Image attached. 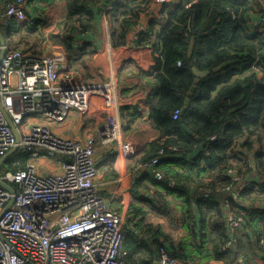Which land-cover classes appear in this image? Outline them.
<instances>
[{
  "label": "trees",
  "instance_id": "trees-1",
  "mask_svg": "<svg viewBox=\"0 0 264 264\" xmlns=\"http://www.w3.org/2000/svg\"><path fill=\"white\" fill-rule=\"evenodd\" d=\"M14 1L0 0V15ZM42 1L29 0L27 20L24 23L13 21L4 29L9 44L15 48L30 46L33 55L38 57L44 55L42 49L46 41L38 33V22L30 20L28 13L32 9L33 13L43 15L56 0ZM66 1L67 22L53 42L63 46L67 58L75 62L78 51L70 43L76 44L79 36L93 28L95 12L82 6V0ZM129 4L132 10L122 14L123 21L137 18L151 0H125L115 11ZM263 4L264 0H176L164 13V23L156 33L161 53L151 75L158 94L150 105L153 126L166 135V139L150 144L136 165L149 163L160 150L165 152L156 166L163 173L162 179H157L153 170H147L153 188L147 186L145 200L152 212L166 216L172 223L175 217L182 218L184 234L177 240L175 236H167L160 224H145L138 215L143 211L134 208L125 235L126 264H151L160 258V248L194 264H209L212 259L227 262L234 254H248L251 238L264 233V76L259 79L250 70L256 60L264 64V29H251V21L264 12ZM81 64L86 66V62ZM194 68L210 71L211 75L198 79ZM218 68L224 71L219 77L215 75ZM241 73L243 77H238ZM148 86L152 87V83ZM194 86L197 90L186 106ZM214 91L217 92L213 97ZM176 110H181V114L173 120L172 112ZM186 129L193 133L189 134ZM199 140L206 142L201 153L197 152ZM194 152L198 155L194 156ZM251 152L255 168L249 163ZM14 158L21 160L19 168L25 167L26 155L21 153ZM184 166L181 174L178 171ZM229 170H236L240 181L248 185L242 195L249 208H240L245 215L243 227L237 234V249L234 244L227 247L232 238L224 225L227 203L233 209L238 206L231 192L225 191L234 183ZM187 181L193 183L194 202H190ZM159 186L167 193H160ZM172 194L178 199L174 204L167 200ZM252 206L254 210L250 213ZM132 227L140 234H134Z\"/></svg>",
  "mask_w": 264,
  "mask_h": 264
},
{
  "label": "built area",
  "instance_id": "built-area-1",
  "mask_svg": "<svg viewBox=\"0 0 264 264\" xmlns=\"http://www.w3.org/2000/svg\"><path fill=\"white\" fill-rule=\"evenodd\" d=\"M28 1L7 5L0 15V32L4 34L13 21L27 20ZM124 3L115 0L108 10L114 12ZM251 29H264V12L257 21H251ZM9 41L5 38V45L0 42V264H126L125 219L109 208L96 185V147L110 146L123 131L110 92L102 91L99 85L76 82L65 52L38 57L30 46L15 48ZM259 63L256 60L250 70L261 79L264 64ZM101 104L108 111V121L97 138H64L40 123L24 129L32 117L64 124L76 111L89 119ZM180 114L181 110L172 112V119L177 120ZM21 153L27 156L22 169L21 160L14 158ZM164 153L160 150L155 159L140 167L153 170L155 177L162 179L163 173L156 166ZM135 154L133 143H123L118 149L122 159ZM59 158L61 173L38 172V160ZM4 165L7 169L1 170ZM228 175L234 183L225 191L233 193L232 200L238 206L233 209L227 203L224 225L232 238L227 247L234 244L237 249V234L245 215L240 208H249L242 195L248 185L240 181L236 170H229ZM251 242L258 257L237 253L230 263L213 259L209 264H264V233L252 237ZM159 252L157 264H194L171 256L165 248Z\"/></svg>",
  "mask_w": 264,
  "mask_h": 264
},
{
  "label": "crops",
  "instance_id": "crops-1",
  "mask_svg": "<svg viewBox=\"0 0 264 264\" xmlns=\"http://www.w3.org/2000/svg\"><path fill=\"white\" fill-rule=\"evenodd\" d=\"M96 1L82 0V6L95 12V19L91 24L93 28L79 36L76 44L70 43L78 51V55L74 58L75 62L68 60L70 71L76 82L82 85H99L102 91L110 92L113 108L119 111L123 125L119 140L110 146L104 147L99 144L96 147L95 161L99 171L96 180L97 189L109 208L124 217L127 232L134 208H136L143 211L138 215L142 217L145 224L149 223L154 226L160 224L167 236H175L177 240L182 235L177 237L174 225L168 221L166 216L152 212L150 204L146 203L147 186H150L151 182L147 175L148 171L136 165L137 161L146 154L150 144L162 143L166 139V135L156 129L151 120L150 101L158 94V88L151 75L153 76L155 61L161 53V45L156 38V33L164 23V13L168 12L176 0H151L149 7L139 12L137 18L130 22L123 21L122 14L132 10L131 4L110 12L108 9L115 0H99L95 4ZM42 2L46 3L47 0ZM28 16L30 20L38 22V33L46 41L42 49L43 54L65 52L64 47L54 43L53 40L61 35L67 22L68 4L66 0H56L43 15L35 14L30 9ZM258 19L259 17L254 18V21ZM41 21L44 23L39 24ZM83 48L84 51H82ZM65 54L68 55L67 52ZM82 62H86V66L82 65ZM223 72L221 68H218L215 70V75ZM243 75V73L237 74L238 77H243ZM150 82L152 87L148 86ZM216 92H213V97ZM97 108L98 110L89 119L73 111L64 124L52 123L42 117H32L26 120L24 129H28L33 123H40L49 125L56 134L64 138L77 140L97 138L101 130L105 129L108 121V111L105 105L101 104ZM123 143H133L136 154L131 159H122L118 156V149ZM202 143L206 144L205 141H200L197 148L199 153L206 148L205 146L200 149ZM193 155L196 156L198 153L194 152ZM249 158V163L251 162L252 168H255L253 152L249 154ZM61 162V158L58 160L43 159L38 160L36 164L38 172L47 175L61 173ZM185 168L186 166L182 167L178 172L182 174ZM252 177L255 176L252 175ZM254 180L260 181L258 178ZM187 188L191 190L190 202H194L193 183L187 181ZM157 189L160 193H167L162 186ZM167 200L174 204L178 200L177 195L172 194ZM194 207L195 205L191 203V209ZM182 233L184 234L183 229ZM250 244V249H247L248 255L258 257L254 244L252 242ZM236 257L237 254L232 255L231 260L233 261ZM151 264H157V261Z\"/></svg>",
  "mask_w": 264,
  "mask_h": 264
},
{
  "label": "water",
  "instance_id": "water-1",
  "mask_svg": "<svg viewBox=\"0 0 264 264\" xmlns=\"http://www.w3.org/2000/svg\"><path fill=\"white\" fill-rule=\"evenodd\" d=\"M0 42L3 45H5V37H4V34L2 32H0ZM193 71H194V74H195L196 78H198V79H204V78H206L207 76H209L211 74L208 71H204V72L203 71H199L197 68H194ZM196 90H197V87L196 86H194L191 89V92L189 93L188 98L186 100V106L190 103V101H191L194 93L196 92ZM185 110H186V107L184 108L183 112H185ZM10 124L12 126V123L11 122H10ZM187 132L189 134H192V131L190 129L187 130ZM205 146H206V144L205 143H202L201 146H200V149H203ZM1 164H2V162L0 163V166H1ZM7 188H9V187H7Z\"/></svg>",
  "mask_w": 264,
  "mask_h": 264
},
{
  "label": "rangeland",
  "instance_id": "rangeland-1",
  "mask_svg": "<svg viewBox=\"0 0 264 264\" xmlns=\"http://www.w3.org/2000/svg\"><path fill=\"white\" fill-rule=\"evenodd\" d=\"M6 169H7V167H6V165H4L1 170H6ZM188 206H189V204H188ZM172 220H173V223L168 219V221H170L174 225V229H175L176 235H178L177 237H179L180 235H183L182 229H180L181 228V225H184L185 224V222L183 221V219L182 218L175 217ZM163 222H165V220H163ZM185 240H188V239L185 238Z\"/></svg>",
  "mask_w": 264,
  "mask_h": 264
}]
</instances>
